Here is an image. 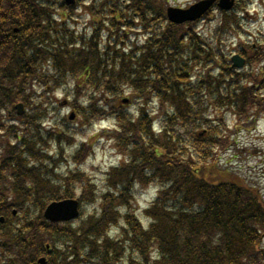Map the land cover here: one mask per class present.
<instances>
[{
	"label": "trees",
	"instance_id": "obj_1",
	"mask_svg": "<svg viewBox=\"0 0 264 264\" xmlns=\"http://www.w3.org/2000/svg\"><path fill=\"white\" fill-rule=\"evenodd\" d=\"M59 4L0 0V264H264V201L218 164L229 140L212 114L263 115L264 71L226 56L238 15L218 11L204 33L208 13L174 24L164 0H89L87 36L68 13L53 16L68 7ZM235 49L248 66L264 63V42ZM58 92L83 130L111 122L122 162L99 190L84 171L54 173L50 141L60 154L74 131L66 117L44 124ZM73 183L79 217L45 220L48 203L74 197ZM138 185L156 188L146 225L131 207Z\"/></svg>",
	"mask_w": 264,
	"mask_h": 264
},
{
	"label": "rangeland",
	"instance_id": "obj_2",
	"mask_svg": "<svg viewBox=\"0 0 264 264\" xmlns=\"http://www.w3.org/2000/svg\"><path fill=\"white\" fill-rule=\"evenodd\" d=\"M87 1L89 0H77L76 5L79 7L69 12L72 13L70 15L74 19L67 18L70 29L78 34H84V30L88 27L89 17L91 18V15L80 5ZM195 1L164 0L166 7H186ZM236 3L237 8L234 12L238 15L237 18H240V22L237 32L232 33L225 41L228 58L237 51L236 47L241 48L247 43L264 42V0H236ZM56 10L57 12L53 15L56 19L63 17V13H67L63 8L57 9L56 7ZM217 18L218 10L214 9L210 15L199 21L197 28L208 33L215 25ZM140 41H143V38H140ZM246 68L261 73L264 71V63L247 65ZM53 95L54 99H51V103L48 105L44 122L46 128H50L53 124H60L66 117V122H69V125L74 129L71 133L72 136L64 139L60 154L56 142L50 141L49 154H53L54 158L58 159L54 173L64 175L68 171H84L91 177L97 190L103 188L101 183L105 178V173L111 166H118L122 162V155L117 151L114 141L108 137L109 132L113 130L111 122L103 120L100 123L97 122L93 127L83 130L79 124H76L78 121L75 116L73 119L69 118L73 111L63 100L62 92ZM212 114L213 118H222L221 123L226 129L224 134L229 140V145L225 150H218V155L221 157L218 164L230 167L229 169L237 176L240 175L248 182V185L255 186L260 196L262 195L264 198V111L262 110L263 115L258 116L255 120L253 117H248L243 121H239L238 117L232 115L233 113L229 110L222 116L216 111H213ZM81 144H84L87 150L83 154L80 153L78 157H72ZM135 190L136 194L131 207L141 221L146 222L142 211L154 198L155 188L153 185L148 187L138 185ZM81 191L82 184L73 183L74 198L79 197ZM261 245L264 246V234Z\"/></svg>",
	"mask_w": 264,
	"mask_h": 264
},
{
	"label": "water",
	"instance_id": "obj_3",
	"mask_svg": "<svg viewBox=\"0 0 264 264\" xmlns=\"http://www.w3.org/2000/svg\"><path fill=\"white\" fill-rule=\"evenodd\" d=\"M73 1V0H67ZM214 0H203L193 4L187 9L169 8L167 9L168 18L176 23L184 21L195 20L199 18L213 3ZM234 0H219L218 6L222 9L228 10L232 7ZM231 61L234 67H241L244 64V59L239 55H233ZM18 111H22V105H16ZM77 201L73 199H65L58 202L50 203L44 210V217L51 221L70 220L78 215ZM44 262V259H40Z\"/></svg>",
	"mask_w": 264,
	"mask_h": 264
}]
</instances>
